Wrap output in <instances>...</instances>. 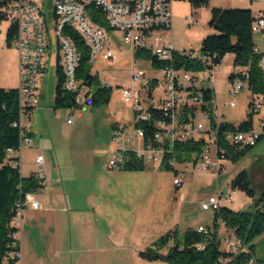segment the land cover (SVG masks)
<instances>
[{"label":"rangeland","instance_id":"obj_1","mask_svg":"<svg viewBox=\"0 0 264 264\" xmlns=\"http://www.w3.org/2000/svg\"><path fill=\"white\" fill-rule=\"evenodd\" d=\"M35 1L42 6L51 26L55 18L56 0ZM172 2L173 29L172 35L166 36V40H172L177 50L193 54L201 51L205 36L217 32L208 24L212 7H251L255 18L259 12L264 14V0H211L209 6L198 9L195 15L188 0ZM9 24L10 18L0 24V76L7 70L12 59L13 51L10 48H17L16 45L8 46L6 42ZM107 34L106 47L113 49L115 56L108 59L102 54L97 55L96 60L92 61L91 71L98 75L102 84L111 83L110 104L93 107L85 102L81 107L61 108H55L53 105V108L49 109L50 113L44 115V118L39 117L42 123L47 121L53 129L51 142L60 149L61 175L64 177L66 189L72 194L77 184L87 185L86 192L80 190L87 197L79 192L72 194L80 199H87V208H91L85 226L87 242L83 237L84 222H71L68 211L63 210L62 202L53 204L56 206L55 211L43 218L46 220L42 228L45 234L35 228L28 238L22 236L23 264H47L49 261L53 264H170L165 260L145 259L140 253L154 246L163 234L174 229L172 225L179 229L181 239L189 227H197L200 223L213 227L215 210L203 209L202 203L219 191L231 193L232 199H223L222 202L235 210L254 209L253 199L245 191L232 188V180L241 171L247 170L250 173L257 195L263 189L264 135L239 160L227 159L226 167L219 173L202 170L199 164L196 165L192 161L187 165L179 163L178 167L186 170L179 189L174 183L176 168L167 169L163 164L149 163L144 169L110 168V123L134 120L133 104L125 101L121 86L132 85V73L136 69L142 68L148 75L159 74L160 71L151 58L136 57L135 51L124 40L121 30L108 28ZM50 35L56 38L51 30ZM254 37L259 47L258 52L264 53V31H254ZM47 50L52 51V58L44 74L38 77V93L42 96L41 100L52 103L58 80L56 63L59 48L54 42ZM238 69L240 67L234 65V54L231 53L223 58L219 70L214 73V83H208L206 70L200 73V77L204 78L200 84H208L214 88L221 119L235 125H239L247 117L251 92L248 83L238 93L233 94L230 91V74ZM88 90V86H82L81 94L85 95ZM154 94L158 99L163 95V90L156 87ZM233 98L236 99V106L229 103ZM263 118L264 108L254 117L258 131H263ZM29 148L31 147L24 148V158L29 165L24 164L23 173L35 174L36 165L31 158L33 149ZM44 151L47 155L45 172L47 174L50 168L48 177L52 178L51 171L55 176L57 173L55 155L53 149ZM125 184H128L125 189L116 188ZM152 185L155 187L153 191ZM102 186H108L110 189H101ZM261 208L264 209V206ZM82 219L85 218L82 216ZM77 232L80 236L77 238L78 246V241L75 242V238L72 239L71 236ZM218 234L221 247L225 249L228 246L226 237L229 232L222 220H219ZM254 243L258 258L264 260V233ZM261 264H264V261Z\"/></svg>","mask_w":264,"mask_h":264},{"label":"built area","instance_id":"obj_2","mask_svg":"<svg viewBox=\"0 0 264 264\" xmlns=\"http://www.w3.org/2000/svg\"><path fill=\"white\" fill-rule=\"evenodd\" d=\"M173 0H56L55 18L51 26L48 23L42 6L35 0H13L4 6L9 18L17 22V34L15 45L19 51V102L20 118L15 125L20 127L19 148H8L10 154L20 156L14 165H21L22 150L31 146L33 135L30 128V119L25 109L39 103L38 77L43 75L47 68V49L54 42L59 48V58L66 76L64 88L69 91H78L76 102L84 104L85 95L81 94L82 82L76 77L77 66L80 61V53L71 36L64 33L67 26L76 30L90 46L91 62L96 56L102 54L104 58H114L115 52L106 47L108 40L107 28L94 21L88 6L95 5L104 13L110 28L123 32L126 43L135 51L144 49L152 52L159 62L160 73L148 75L140 68L132 73V85L121 86L122 96L126 102L133 104L134 120L131 124H120L113 129L112 141L114 150L108 160L112 169L125 168L134 158L142 160L145 164L165 163V157L173 153L178 142L192 139H203L200 155H193L191 160L202 170L221 172L225 167V153L220 154L221 141L232 143L238 147L255 146L264 135V118L262 120L263 131L227 129L220 132L222 122L219 111V102L216 93L212 98L207 97L208 84H200L204 78L200 77L203 71L177 67L173 62L176 47L173 41H167L166 36L172 35ZM50 30L56 38L49 36ZM254 31H264V14L258 13L253 23ZM255 50H259L256 46ZM183 53V52H182ZM201 61L208 72V83H214L213 75L219 70L220 64L212 67L206 63V58L200 52L187 54ZM264 66V58L261 60ZM248 69L241 68L232 82L230 91H241L248 79ZM104 85L112 87L111 83ZM159 87L163 95L159 97L158 114L152 110L149 102L148 89ZM214 89V88H212ZM215 92V91H214ZM157 101V102H158ZM236 106V99L230 102ZM264 108V94L256 99L255 109L261 111ZM154 124L156 130L152 137L146 140L148 128L146 124ZM140 141V144L138 143ZM224 150V149H223ZM191 161H178L175 157L167 158V164L176 168L174 183L183 184L185 169L178 167L179 163ZM37 178L45 183V156L38 154L35 158ZM43 188V187H42ZM40 190V189H38ZM38 190L25 191L17 203L18 212L15 221L21 230L23 209L27 204L34 208L40 206V201L34 193ZM223 199H232L231 193L219 191L211 195L202 203L203 209L220 208ZM197 231L210 234V227L200 224ZM227 248L237 250L240 241L232 234L226 237ZM205 242L197 244L198 249L205 248ZM246 264H256L255 258H251Z\"/></svg>","mask_w":264,"mask_h":264},{"label":"trees","instance_id":"obj_3","mask_svg":"<svg viewBox=\"0 0 264 264\" xmlns=\"http://www.w3.org/2000/svg\"><path fill=\"white\" fill-rule=\"evenodd\" d=\"M13 0H0V24L9 18L3 12V7L10 4ZM192 8L193 15L197 10L209 6L211 0H188ZM91 17L100 25L110 28L102 10L95 5L88 6ZM255 15L250 7H212L209 26L217 32L209 34L202 40L200 53L206 58L208 67L214 64H221L227 54H234V65L241 68H247L249 71L246 83L251 90L248 103V114L239 125L222 120L220 132L227 129L254 130V117L259 113L255 109L256 99L264 94V66L261 60L264 57L263 52L255 50L257 46L254 37L253 23ZM64 33L71 36L77 45L80 53V61L76 70V77L82 82V86H88L86 101L92 106H101L110 102L112 98V87L104 85L99 80L97 74L92 73L91 49L86 40L72 27L67 26ZM17 34V22L10 18V24L6 34L8 46L15 45ZM188 52L176 49L173 62L177 67L183 66L185 69L201 71L205 66L201 61L188 56ZM136 57L146 56L152 59L155 66L159 62L151 51L144 49L135 50ZM238 70L230 74L231 82L234 81ZM57 85L55 90V108L61 107H81L83 104L76 102L78 91H69L64 88L66 76L63 71L60 60L57 66ZM95 90L92 91V88ZM245 87V86H244ZM207 97L210 99L214 95V89L207 88ZM150 95L149 102L155 104L152 110L158 114L159 98L154 99L153 88L148 89ZM158 101V102H157ZM19 89L17 87L0 86V264H22V247L20 228L16 226L18 207L17 203L21 199L23 192L38 190L44 187V184L35 174L24 176L21 172V165L13 163L20 160V156L10 154L8 148H19L20 145V127L15 125L20 118ZM35 106H29L25 109L27 117L30 119ZM148 133L146 140L152 137L156 126L146 124ZM263 135L259 139H262ZM258 141V142H259ZM203 139H192L178 142L173 150L165 157V167L175 169L167 164V158L175 157L178 161H191L194 154L197 157L202 151ZM220 154L224 152L227 159L233 161L239 160L254 146L238 147L232 143L221 141ZM146 164L137 158H134L125 169H144ZM177 173L175 169V174ZM232 188H239L245 191L252 199L254 209L235 210L228 205H222L215 210L214 225L210 227V234H204L197 231V227H189L180 238L179 229L175 227L163 234L154 246L141 251V256L145 259L165 260L170 264H246L251 258H255L256 264H261L264 260L258 258L256 253V244L254 241L264 233V185L259 195H257L251 175L247 170L241 171L231 182ZM179 189L182 185H176ZM219 220H222L229 234H232L240 241L237 250L223 249L221 247V238L218 234ZM228 234V235H229ZM205 242L204 249H198L197 244ZM170 244V246H169ZM169 246V247H168ZM168 247L167 252L163 249Z\"/></svg>","mask_w":264,"mask_h":264},{"label":"crops","instance_id":"obj_4","mask_svg":"<svg viewBox=\"0 0 264 264\" xmlns=\"http://www.w3.org/2000/svg\"><path fill=\"white\" fill-rule=\"evenodd\" d=\"M172 9H173V17H174L173 5H172ZM52 45H50L48 48H51ZM10 49L13 51L12 52L13 56H12L10 63H8L9 65L7 67V70L4 72L3 75L0 76V78H1L0 79L1 80L0 86L17 87V85L19 83V51L17 48H16L17 50L15 48H10ZM51 58H52V51L49 52L47 50V54H46L47 65H48V62L51 60ZM59 60H60V58L58 57L57 63H56V74H57V66H58ZM83 86H85V85H83ZM55 90H56V88H55ZM39 97H40V101L36 105L34 110L32 111L31 118H30V128H31L32 135H33V142H32L31 146H26V147H31L29 149H33L32 150L33 155L31 157L33 160L32 161L33 164L35 163V158L38 154H43L45 156V163H46L47 155L45 154L44 150L45 149H51V150L53 149V152L55 155L54 159H55V162H57L56 166H55L57 173L55 176V173L53 171H51L50 174L51 175L53 174L52 175L53 177L52 178L48 177L49 171H50L49 170L50 168H49L47 171V174H46L44 187L41 188L40 190L36 191L37 193L36 192L34 193L35 197L40 201V206L38 208H34L31 204H27L23 209V217L22 218H24V220L22 221V226H21L22 228L20 230L21 247H22V236H23V238H28V236H30L32 234L31 233L32 230H34L35 228H38L42 231V228L44 227V222L46 221L45 219L43 220L44 216L46 214L51 213L52 211H55L56 206H54L53 204L57 205L59 202H62L63 210L65 212L68 211L69 219L71 222L75 221L77 223V222H79V220L84 222V232H83L84 235H83V237L87 242V231H85V226L87 225V215L90 214L91 208L90 207L87 208V202H88L87 199L85 200V198L80 199L76 196H72V194L78 193V192L86 195L84 192H81L80 190H83L86 192L87 185H85L84 183L83 184H80V183L77 184L75 186V191L72 194L70 193L68 188L66 189V187L64 185V181H63L64 177H62V175H61L62 174V168L60 166V161H59L60 149L55 145L54 142H51L53 140V135H52L53 129H51L52 127H50V125L47 121H44L42 123L39 119L40 116H42L44 118V115H47L48 113H50L49 109H52L53 105L55 107V93H54V101L52 103H50L48 101L41 100L42 96L40 93H39ZM105 105H107V104H105ZM93 107H99V106H93ZM130 123L132 124L133 120H132V122H119V121L112 122L111 121V123H110L111 133H110V136L108 138V144H110V156H111V154L114 150V147H115V144L112 141V137H111V134L113 133V129L117 125L130 124ZM138 143L140 144V141H138ZM24 148L22 150V155H21V158L23 160L21 172L24 176H29V175H31V173L30 174H24L23 173L24 164L26 162H28L24 158ZM61 152H63L62 149H61ZM26 164L29 165V163H26ZM185 164L187 165L188 163H185ZM159 165H162V164H159ZM123 169H125V168H123ZM57 174H59V175H57ZM127 185L128 184H125L121 187L118 186L116 188L125 189L127 187ZM100 188L104 189V190L110 189L108 186H102ZM176 188H177V186H176ZM151 189H152V191L155 189L154 185H152ZM184 195H185V193H183V197H184ZM124 196H126V193H124ZM86 197H87V195H86ZM222 205H228V204L222 202ZM228 206H230V205H228ZM82 216L85 219H82ZM200 224H202V223H200ZM174 226L172 225V228H175ZM42 234H45V233L42 231ZM71 236H72V239L75 238V240H76V241L74 240L75 242H77L78 241L77 238L80 237L78 232H77V234L74 233ZM78 243H79V241L77 242V246H78ZM75 245H76V243H75ZM167 250H168V247L164 248L163 252H167ZM22 256H23V247H22ZM22 264H23V262H22ZM47 264H53V262L49 261ZM73 264H87V263L73 262Z\"/></svg>","mask_w":264,"mask_h":264}]
</instances>
